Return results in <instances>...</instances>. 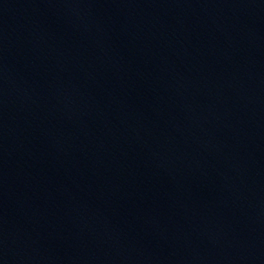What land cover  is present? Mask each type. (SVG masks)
<instances>
[{"label":"water","instance_id":"1","mask_svg":"<svg viewBox=\"0 0 264 264\" xmlns=\"http://www.w3.org/2000/svg\"><path fill=\"white\" fill-rule=\"evenodd\" d=\"M0 264H264V0H0Z\"/></svg>","mask_w":264,"mask_h":264}]
</instances>
